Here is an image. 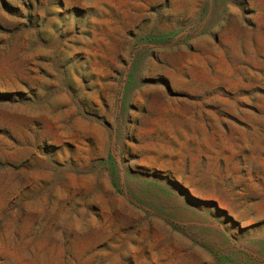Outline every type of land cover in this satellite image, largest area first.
<instances>
[{
  "label": "rangeland",
  "instance_id": "obj_1",
  "mask_svg": "<svg viewBox=\"0 0 264 264\" xmlns=\"http://www.w3.org/2000/svg\"><path fill=\"white\" fill-rule=\"evenodd\" d=\"M0 264H264V0H0Z\"/></svg>",
  "mask_w": 264,
  "mask_h": 264
}]
</instances>
